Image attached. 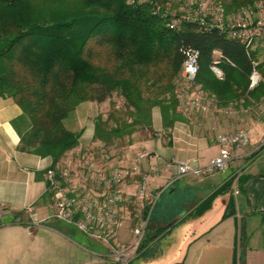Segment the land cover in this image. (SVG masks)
I'll list each match as a JSON object with an SVG mask.
<instances>
[{
    "label": "trees",
    "instance_id": "1",
    "mask_svg": "<svg viewBox=\"0 0 264 264\" xmlns=\"http://www.w3.org/2000/svg\"><path fill=\"white\" fill-rule=\"evenodd\" d=\"M137 1L0 0V97L13 98L23 111L15 122L23 151L51 157L52 168L65 167L63 159L83 134L70 130L67 120L82 103L102 104L115 93L128 111L97 117L93 141L99 145L122 148L126 137L133 141L150 131L155 108L164 125L173 126L183 108L178 87L187 48L200 53L196 82L208 95L222 104L264 98L258 50L250 52L213 20L172 16L162 5L167 0ZM255 1L221 2L229 17ZM216 63L224 80L212 71ZM255 67L262 82L249 90ZM152 240H143L141 249Z\"/></svg>",
    "mask_w": 264,
    "mask_h": 264
},
{
    "label": "crops",
    "instance_id": "2",
    "mask_svg": "<svg viewBox=\"0 0 264 264\" xmlns=\"http://www.w3.org/2000/svg\"><path fill=\"white\" fill-rule=\"evenodd\" d=\"M231 102L234 113L228 114L224 107ZM80 107H84L86 120L98 116L97 103H82L76 111ZM178 111L180 119L166 127L161 110L155 108L149 134L135 135L132 144L121 150L128 168L139 151L147 150L155 157L141 161L139 172L127 179L125 219L117 241H136L134 229L145 212L138 208L135 193L144 181L148 190L159 196L144 238L153 240L144 249L142 243L136 245L132 261L155 264L166 259L174 247L165 250L156 245L161 238L174 239L177 228L174 246L181 252L176 264H264V242L260 244L264 239V151H255L264 136V98L220 102L209 112L184 107ZM22 114L13 98L0 97V219L14 217L0 225V264H24L33 250L50 256L54 254L51 250H56V237L62 239L60 248L78 245L68 236V229L73 227L52 217L47 171L53 167V159L20 148L15 122ZM239 130L247 132L250 142L233 150L223 172L205 177L174 176L172 163L206 166L220 153L219 134ZM94 131L92 123L83 132L77 150L94 151ZM175 219L178 221L170 226Z\"/></svg>",
    "mask_w": 264,
    "mask_h": 264
},
{
    "label": "built area",
    "instance_id": "3",
    "mask_svg": "<svg viewBox=\"0 0 264 264\" xmlns=\"http://www.w3.org/2000/svg\"><path fill=\"white\" fill-rule=\"evenodd\" d=\"M213 8L215 11L210 13L206 11L205 4H200L201 13L204 16L215 17L213 19L214 27L225 30L231 38L243 42L250 52L257 50L260 46L264 47V0H259L254 7L245 8L233 17L226 16L222 3H216ZM182 19L196 20L191 16H183ZM201 22L203 23V20ZM184 54L186 59L178 87L180 102L186 109L209 112L220 101L205 93L201 85L196 82L200 69V53L195 48H187ZM217 64L211 67L212 71L219 79H224V73ZM249 79V90H254L261 84L262 76L256 67L251 72ZM231 104L232 102L224 107V112L234 113ZM218 142L221 145L220 153L208 165L195 167L188 163L174 162L171 164L174 176L176 178L205 177L223 172L231 161L233 150L248 146L250 138L245 130H239L232 134H219ZM99 148L103 155L98 160L91 158L74 167L50 168L47 171L50 210L55 220L65 222L100 245L114 250L111 254L114 256V261L125 263L129 260L128 255L116 251L118 247L116 241L120 225L125 219L123 210L127 200V179L132 174L139 172L141 161L155 156L147 150L139 151L135 159L131 160V167L128 168L126 166L128 160L125 156L119 155L110 158L107 156L104 145H100ZM255 151H264V136ZM112 161H115L114 164H111ZM135 197L138 208L145 212V216L134 229L136 237V241L132 245L134 254L136 245L140 246L145 238L159 196L150 192L146 183L142 181Z\"/></svg>",
    "mask_w": 264,
    "mask_h": 264
},
{
    "label": "rangeland",
    "instance_id": "4",
    "mask_svg": "<svg viewBox=\"0 0 264 264\" xmlns=\"http://www.w3.org/2000/svg\"><path fill=\"white\" fill-rule=\"evenodd\" d=\"M221 1L226 2L227 4H231L232 2V0H167L166 3L164 4L161 3V4L165 5L166 11L171 13L172 16L174 15L177 16L178 14H180L182 18L183 16L184 17L191 16L192 18L196 20L202 19L204 22L208 20L206 23H211V20H213L215 17H213L212 15L204 16L200 10V4H205L206 11L213 13V11H215L213 6H215L216 3H222ZM258 1L259 0H256L254 4H251L250 6L246 7V9L254 7ZM145 2L157 4L155 0H138L137 1V3L139 4L145 3ZM162 5L159 4L160 7H162ZM242 10L243 9L238 10L237 13H235L234 15L237 16ZM231 16L233 17V14L229 15V17ZM257 50H258L259 62H263L264 47L260 46ZM97 104H98V116L101 115L105 120H107L109 116L114 114L115 112H118L117 117L120 118L119 116H122L124 112L126 113L128 111V109L125 107L126 103H125L124 98L119 96L117 93H115L113 97L108 99L106 102L102 104H99V103ZM98 116L94 117V119L93 117H89L86 120L84 107H80L79 111H75L72 117L67 120V126L70 130H74L76 132H79V131L84 132L86 129H88L89 125H91L92 123L95 124ZM129 120L131 121V119ZM110 124L113 125L114 122L111 121ZM141 134H149V132L144 131V132H141ZM141 134L137 133L136 135L141 136ZM125 141H126V144L128 143L126 146L131 145L132 136L126 137ZM119 142H120L119 140H116L115 145H118ZM99 146L100 145L98 142H94V144L91 146L92 148H94V151L90 150L91 148L84 152L81 149L74 150L70 154L69 158H67L65 163L62 165L65 167H74L86 161L87 159H91V158H94L96 160L100 159L103 153L101 150H98L100 149ZM122 148H119L116 146L115 148L105 146L107 156L110 158H113L115 155L124 156L125 153H123L124 151H121ZM179 230L180 229L175 228L174 239H171V237H166L168 239L166 238L160 239L161 240L160 243H158L156 246L161 245L165 248V250L171 246V247H174L173 248L174 250H168L166 259H163V261L161 262H156L155 264H176L177 263L176 261H178L177 258L180 256L181 250L180 248L177 249L176 246H174V243L175 241H177V235H179L178 233ZM68 234H69L68 236L70 240L73 242H76L78 245L75 244L72 247L60 248L61 245L59 244L62 243V239H60L59 237H56L55 238V242L57 243L56 250H51V252L54 254H51L50 256H43L41 254H38L37 250L35 251L33 250L30 256H27L28 259L25 258L24 264H140L141 262V260L132 261V257L134 255V253H132L133 243L119 244V241H116V245L118 246L116 248V251L124 252V254L128 255V258H129V260L125 263H120V262L118 263L114 261L113 259L114 256L111 255L113 254L114 250L100 245L97 241H95L94 239L90 237H86L83 233H81L74 227L68 229ZM130 237L132 238V236ZM52 240L54 239H51V241ZM263 240L264 239L260 241V244L264 242ZM151 252H155V249H152ZM95 253H100L99 255H102V256L104 255V257L102 256L100 257L96 255ZM10 264H14V263H10ZM188 264H192V263L190 262ZM200 264H213V263L202 261ZM215 264H221V263L216 262Z\"/></svg>",
    "mask_w": 264,
    "mask_h": 264
},
{
    "label": "water",
    "instance_id": "5",
    "mask_svg": "<svg viewBox=\"0 0 264 264\" xmlns=\"http://www.w3.org/2000/svg\"><path fill=\"white\" fill-rule=\"evenodd\" d=\"M13 219H14V217H11V216L4 217V218L0 219V225L10 223V222L13 221ZM177 221H178V219H175V220L170 224V226L173 225V223H175V222H177Z\"/></svg>",
    "mask_w": 264,
    "mask_h": 264
}]
</instances>
